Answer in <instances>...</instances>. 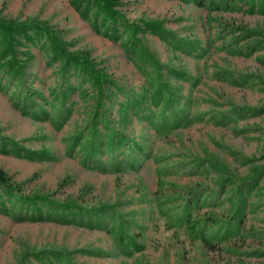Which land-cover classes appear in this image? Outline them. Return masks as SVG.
Listing matches in <instances>:
<instances>
[{
  "label": "rangeland",
  "instance_id": "rangeland-1",
  "mask_svg": "<svg viewBox=\"0 0 264 264\" xmlns=\"http://www.w3.org/2000/svg\"><path fill=\"white\" fill-rule=\"evenodd\" d=\"M74 1L0 0V17L49 28L68 52L86 54L121 92L112 89V100L105 98L97 109L87 79L72 67L61 70L45 35L32 32L34 40L17 47L27 65L24 77L0 79V170L23 196L69 202L98 216L73 220L65 213L61 220L53 212L38 219L2 199L0 264H264V174L240 196L245 205L238 237L208 248L174 218L187 199H199L190 208L191 221L195 229L208 226L209 237L218 221L234 220L235 187L222 179H250L264 168V0H200L201 6L194 0H120L117 9L144 31L136 37L157 70L129 52L122 27L107 30ZM151 24L169 37L144 30ZM180 40L186 49L175 46ZM157 79L174 94L173 111L202 121L156 133L143 117L155 121L162 112L150 106ZM24 91L37 93L34 102H24ZM125 94L143 96L149 110H130L120 121ZM110 128L131 138L114 157L100 145ZM92 133L98 151L88 159L85 143ZM210 217L214 221L206 225ZM119 224L143 251L124 252L113 231Z\"/></svg>",
  "mask_w": 264,
  "mask_h": 264
},
{
  "label": "trees",
  "instance_id": "trees-1",
  "mask_svg": "<svg viewBox=\"0 0 264 264\" xmlns=\"http://www.w3.org/2000/svg\"><path fill=\"white\" fill-rule=\"evenodd\" d=\"M249 2H254V0H248ZM198 5H203V1L194 0ZM76 6V9L87 17L93 12L96 20L100 21L101 26H104L109 31L117 30L116 26H120L129 36L127 44H130V50L134 56H136L143 64L150 65L153 69L157 70L159 65L156 63V60L153 55L145 48L143 43L137 39V34L143 33L144 31L136 25L128 24L124 19L122 13L117 9L120 5V0H75L73 2ZM144 30H151V32L157 33L162 39L169 37V33L165 31L159 24L146 25ZM32 32L36 34H44L46 39L49 41L51 47L50 53L51 57L55 60H58L61 63V70L68 69L72 67L75 72H78L82 78L87 79L89 84L95 90L94 99L96 101V108H102L101 103L105 98H108L109 101L114 97L113 90L116 92H121L120 85L116 84L106 73L100 71L96 68L94 62L83 53L68 52L65 47H63L58 39L55 37L54 33L42 25L37 23H27L24 21H18L13 19H6L0 17V79L2 77L7 78H20L22 79L25 75L26 61L18 59L17 57V47L23 46L24 43H29L34 40ZM173 43L178 42V40H171ZM172 43V45H173ZM180 43V44H179ZM179 43H176L175 46H184L187 45L185 41L180 40ZM185 47V48H184ZM183 48L186 49V46ZM17 50V51H16ZM24 56V55H23ZM25 56H30L29 53H25ZM27 60V59H26ZM28 62V61H27ZM26 65V66H25ZM158 72V71H157ZM174 74L175 78L181 80H189L188 75L182 72L169 71ZM155 87L152 89L150 95V106L151 107H162V112L159 116L156 117L153 121V116L150 114L144 115L143 119L153 127V129L159 135H169L175 130L181 127H188L195 122H200L202 119L200 117L186 118L180 116L178 112L171 109L173 104L174 94L171 93L169 87L160 79L151 83ZM72 91L74 89H71ZM23 94L24 102H34V96H37L36 92L29 93L24 91ZM126 104L124 106H119L122 114L119 116L120 121L125 122V116L128 112L148 109L146 108V99L143 96L139 97H130L126 98L124 95ZM40 110V109H39ZM38 110V111H39ZM170 110V115L165 116V111ZM24 111V110H23ZM26 114V112L24 111ZM43 115L47 117L46 114ZM103 122H109V119L105 118ZM95 132V131H93ZM76 141V138L75 140ZM97 138L92 136L88 138L85 143V156L88 159H93L95 153L98 151L96 148ZM131 141V138L124 134V132H115L114 128L109 129V137L105 142H101L100 145H103L107 151H109L110 157H114L116 152H119L120 149L128 144ZM98 143V141H97ZM137 145V144H136ZM13 148H16L14 145ZM213 167H216L220 172L225 173V169L215 166V163L212 162ZM121 166L116 165L115 172H120ZM165 171H169L165 169ZM159 172V171H158ZM157 172V173H158ZM161 172H159V175ZM264 174V168L258 169V174L253 176L250 179H238L234 176H228L223 178L222 182L229 181L230 184H233L235 187V197L238 199L234 207V215L232 219L227 222H220L221 226L212 231L209 234V237L205 236L206 231H209L208 226H203L201 229H195L196 223L191 221V206L198 207L199 199H187L185 206L181 211H176L174 213L177 219V222L186 224L187 229H189V234L191 238L199 239L204 243L208 248H213V242L215 240L222 241L230 237H238L241 233V223H242V210L245 205V201L240 198L242 196L243 190H250L253 187L258 185L261 175ZM0 192L3 195H0V200L6 199L9 202L15 203L18 202L21 205V208H26L31 210L33 214H36L38 219H41L43 216H50L51 213L54 214L60 213L59 216L61 220H64V214L68 213L69 216H72L73 220L86 219L88 220L91 217L96 218L98 212L95 209H85L76 204L69 202L66 203H54L47 198L40 197L38 195L34 196H23L20 194L19 187L13 184L8 177V175L0 170ZM40 204V205H38ZM43 206L46 214H43ZM41 208V209H40ZM107 207L103 206L100 210L101 212L105 211ZM99 210V211H100ZM110 212H114L113 208H109ZM110 214V213H109ZM173 216V215H172ZM34 217V218H36ZM46 217V218H47ZM173 218V217H172ZM171 218V222L174 220ZM208 221H214L212 217L205 219V224H208ZM97 223V222H96ZM221 228L223 230L221 231ZM115 236L117 237L118 243L122 246L124 252L127 255H131L132 252H141L144 250L143 245L139 244L134 237L124 234L123 227L119 224L118 227L113 229Z\"/></svg>",
  "mask_w": 264,
  "mask_h": 264
}]
</instances>
